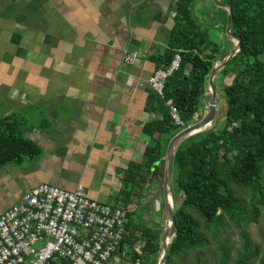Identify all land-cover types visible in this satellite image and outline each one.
I'll list each match as a JSON object with an SVG mask.
<instances>
[{
	"label": "crops",
	"instance_id": "obj_1",
	"mask_svg": "<svg viewBox=\"0 0 264 264\" xmlns=\"http://www.w3.org/2000/svg\"><path fill=\"white\" fill-rule=\"evenodd\" d=\"M216 2L0 0V118L21 119L24 137L42 151L0 167V217L42 184L70 191L84 186L92 199L127 210L165 199L159 172L146 184V170L139 168L160 137L148 126L164 118L149 104L153 57L170 47L184 3L213 41L231 46L230 10L219 1L215 8ZM134 52L138 62L126 64L124 56ZM124 260L127 252L120 250L109 264Z\"/></svg>",
	"mask_w": 264,
	"mask_h": 264
},
{
	"label": "trees",
	"instance_id": "obj_2",
	"mask_svg": "<svg viewBox=\"0 0 264 264\" xmlns=\"http://www.w3.org/2000/svg\"><path fill=\"white\" fill-rule=\"evenodd\" d=\"M218 1L233 9L231 33L236 38L225 57L220 58L223 46L201 29L193 10L185 3L179 7L170 47L163 55L153 57L157 70L169 68L177 55L182 64L168 78L164 97L156 91L150 93L149 104L164 117L148 126L150 135L155 137L158 133L160 137L146 149L139 165L151 182L155 165L165 163L171 139L203 118L212 98L208 95V81L216 62L224 63L240 41L239 52L219 72L222 81L233 76L223 87V99L229 106L226 119L214 129L184 140L175 156L172 185L176 199L182 195V202L175 209L176 237L167 249L166 264L205 244L202 222L206 229L220 227L226 218L251 224L259 221L264 206V0ZM228 18L227 14L226 26ZM170 101L179 111L183 125L173 118ZM23 127V121L14 115L0 118V167L22 164L41 155L39 146L24 137ZM235 187L251 190L249 203ZM127 227L121 251L127 252L130 264H151L160 255L162 233L141 222L128 223ZM244 239L245 251L234 264H264L261 247H253L248 236ZM224 257L221 264L226 262L227 256Z\"/></svg>",
	"mask_w": 264,
	"mask_h": 264
},
{
	"label": "built area",
	"instance_id": "obj_3",
	"mask_svg": "<svg viewBox=\"0 0 264 264\" xmlns=\"http://www.w3.org/2000/svg\"><path fill=\"white\" fill-rule=\"evenodd\" d=\"M139 57V52L127 53L124 62L134 65ZM181 64L177 55L149 79L160 97ZM169 105L183 125L172 101ZM128 223L125 208L92 199L84 186L70 191L42 184L0 217V264H109L126 240Z\"/></svg>",
	"mask_w": 264,
	"mask_h": 264
},
{
	"label": "rangeland",
	"instance_id": "obj_4",
	"mask_svg": "<svg viewBox=\"0 0 264 264\" xmlns=\"http://www.w3.org/2000/svg\"><path fill=\"white\" fill-rule=\"evenodd\" d=\"M219 5L218 2L213 6L216 8ZM206 23H209V19H205ZM212 22V21H211ZM209 27V25H204ZM212 35H217V30L211 27ZM229 46L221 49V59L225 57L226 52L229 51ZM232 75H230L226 79L217 80V84L222 86L229 84L230 79H232ZM221 98H218V108H219V123L224 121L226 117V112L224 110V92L219 93ZM224 103V104H223ZM146 184H148V180L144 177ZM163 183H165L164 179H162ZM264 185V179H263ZM235 189L239 192L240 196L247 202H250L252 192L250 189H240L235 187ZM164 198L159 199L155 202V205H150L148 207H142L138 209L131 208L129 222L132 224L143 223V225L158 230L162 233V244L165 239V236L170 228V198L171 194L167 193V189L164 188ZM182 202V195L178 197L175 201V205H179ZM154 204V203H153ZM262 208V214L259 218L258 222H254L251 224L246 223L245 221L235 222L226 218L220 227L213 226L210 229H206L204 222H202L203 229L202 231L205 234V244L199 248L198 250L187 252L186 255H182L181 257H176L173 260L172 264H221L223 261L224 255L227 256L225 264H234L236 259L240 254L245 251V236H248L253 244V247L258 245L261 247L262 253H264V206ZM142 218L143 220H139ZM143 242L140 241L138 243V247H142ZM36 248H40V245H37ZM161 260V252L160 255L154 257L151 264H159ZM124 264H130L129 260H124Z\"/></svg>",
	"mask_w": 264,
	"mask_h": 264
},
{
	"label": "water",
	"instance_id": "obj_5",
	"mask_svg": "<svg viewBox=\"0 0 264 264\" xmlns=\"http://www.w3.org/2000/svg\"><path fill=\"white\" fill-rule=\"evenodd\" d=\"M216 1L218 2V0H216ZM223 6L228 7L230 10L229 19H228V27H229L228 31L233 38H236L231 33L233 9L231 6H227V5H223ZM239 50H240V41L238 40L237 49L229 55V57L224 61V63H222L221 65L216 64V66L214 67L212 74L210 75L209 81H208V85H209L210 90H211L212 99L208 104L207 114L201 120H198L194 124L186 127L184 130L179 132L173 138V140L171 141V144L169 146L167 156L164 160L165 165H166L165 172H163L161 169L162 162H158L154 167L153 173L155 174L158 171L159 174L161 175V177L164 178L167 193L171 194V199H172V202H171L170 208H169V211H170V228L168 229V232H167L165 239L163 241V244H162L161 260H160L159 264H166L167 263V259H168L167 249H168L169 245L173 242L174 238L176 237V235L173 234L174 229H175V209H176L175 201H176V197H175L174 189H173V185H172V176H173L174 160H175L176 153H177L180 145L182 144V142L184 140H186L190 136L199 134L201 132L210 131L218 125V123L220 121L219 120L220 114H219V108H218V90H217V87L215 85V78H216L218 72L221 71L225 65H227V63L231 59V57L236 55L239 52ZM224 110H225L226 115H227L229 112V106H228L227 101H225ZM225 119H226V117H225Z\"/></svg>",
	"mask_w": 264,
	"mask_h": 264
},
{
	"label": "bare ground",
	"instance_id": "obj_6",
	"mask_svg": "<svg viewBox=\"0 0 264 264\" xmlns=\"http://www.w3.org/2000/svg\"><path fill=\"white\" fill-rule=\"evenodd\" d=\"M171 202H172V199L170 198V204H171Z\"/></svg>",
	"mask_w": 264,
	"mask_h": 264
}]
</instances>
